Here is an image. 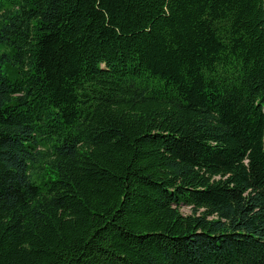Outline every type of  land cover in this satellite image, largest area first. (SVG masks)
I'll return each mask as SVG.
<instances>
[{
  "label": "trees",
  "instance_id": "1",
  "mask_svg": "<svg viewBox=\"0 0 264 264\" xmlns=\"http://www.w3.org/2000/svg\"><path fill=\"white\" fill-rule=\"evenodd\" d=\"M0 264H264V0H0Z\"/></svg>",
  "mask_w": 264,
  "mask_h": 264
},
{
  "label": "rangeland",
  "instance_id": "2",
  "mask_svg": "<svg viewBox=\"0 0 264 264\" xmlns=\"http://www.w3.org/2000/svg\"><path fill=\"white\" fill-rule=\"evenodd\" d=\"M182 211L184 214H190L191 208H190V206H183Z\"/></svg>",
  "mask_w": 264,
  "mask_h": 264
}]
</instances>
